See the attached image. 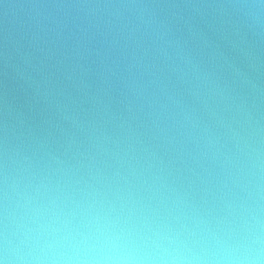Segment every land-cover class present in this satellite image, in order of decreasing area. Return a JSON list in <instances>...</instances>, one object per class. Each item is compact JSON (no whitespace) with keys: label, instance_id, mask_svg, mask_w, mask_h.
Here are the masks:
<instances>
[{"label":"clouds","instance_id":"1","mask_svg":"<svg viewBox=\"0 0 264 264\" xmlns=\"http://www.w3.org/2000/svg\"><path fill=\"white\" fill-rule=\"evenodd\" d=\"M21 7L75 44L0 104V264H264V0Z\"/></svg>","mask_w":264,"mask_h":264},{"label":"water","instance_id":"2","mask_svg":"<svg viewBox=\"0 0 264 264\" xmlns=\"http://www.w3.org/2000/svg\"><path fill=\"white\" fill-rule=\"evenodd\" d=\"M22 0H3L0 3V104L5 101L15 107L23 104L26 94L21 87L29 77L50 75L64 65H71L74 39H60L48 32L50 25L38 26L35 13L21 7ZM68 36L65 31L64 37ZM85 69L95 71L91 60L81 61Z\"/></svg>","mask_w":264,"mask_h":264}]
</instances>
